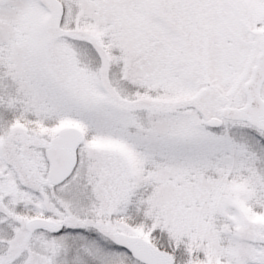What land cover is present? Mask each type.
<instances>
[{
	"label": "snow or ice",
	"instance_id": "6c2138e0",
	"mask_svg": "<svg viewBox=\"0 0 264 264\" xmlns=\"http://www.w3.org/2000/svg\"><path fill=\"white\" fill-rule=\"evenodd\" d=\"M0 264H264V0H0Z\"/></svg>",
	"mask_w": 264,
	"mask_h": 264
}]
</instances>
